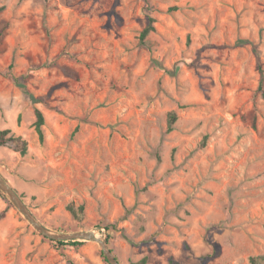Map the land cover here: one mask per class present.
<instances>
[{
	"label": "rangeland",
	"instance_id": "374dc122",
	"mask_svg": "<svg viewBox=\"0 0 264 264\" xmlns=\"http://www.w3.org/2000/svg\"><path fill=\"white\" fill-rule=\"evenodd\" d=\"M4 129L28 152L0 147V175L47 229L108 228L120 264H249L264 255V0H0ZM81 243L42 237L0 191V264H106Z\"/></svg>",
	"mask_w": 264,
	"mask_h": 264
},
{
	"label": "trees",
	"instance_id": "16d2710c",
	"mask_svg": "<svg viewBox=\"0 0 264 264\" xmlns=\"http://www.w3.org/2000/svg\"><path fill=\"white\" fill-rule=\"evenodd\" d=\"M152 30H153V27L151 25L143 30V32L140 35V43L142 45L146 44L145 39H146L148 33ZM253 52H254L256 59H257V62H258L259 61V53L255 49V47L253 48ZM16 83H17V86L20 89V91L25 96H27L32 102H34V99H32V97L26 91L25 86L18 79H16ZM34 116H35V121L33 123L34 132L37 135L38 142L40 144H42L43 140H44L43 133H42V127L44 126V116L36 108L34 109ZM175 121H176L175 113H170L169 119H168L167 131H170L172 129V125L174 124ZM0 147H8V148L18 152V154L21 157L26 156L27 152H28L27 142L21 136H18V135H15L14 133H12L11 130H9V129H4V130L0 131ZM66 209L71 214L72 217L78 218L79 215L83 214L84 207H83V205H80L77 208H74L73 205L70 204L66 207ZM106 232H107L106 239H107V241H109V239L111 238V235L109 234L108 228H106ZM56 244L62 246L64 244L80 245L82 243L79 241H74V242L68 241V242H56ZM248 262H249V264H262V262H264V255L263 256H257V257H250ZM105 263L108 264L106 261H105ZM170 264H177V263L175 261L171 260Z\"/></svg>",
	"mask_w": 264,
	"mask_h": 264
},
{
	"label": "water",
	"instance_id": "95a60500",
	"mask_svg": "<svg viewBox=\"0 0 264 264\" xmlns=\"http://www.w3.org/2000/svg\"><path fill=\"white\" fill-rule=\"evenodd\" d=\"M0 191L5 194L15 209L22 215L27 223L42 237L55 242L68 241H90L96 243L101 251L102 256L108 264H120L117 258L113 255L109 248L108 242L105 238L96 236L91 231H78L71 233L54 232L42 224H40L32 213L28 210L20 195L13 189V187L0 175Z\"/></svg>",
	"mask_w": 264,
	"mask_h": 264
}]
</instances>
